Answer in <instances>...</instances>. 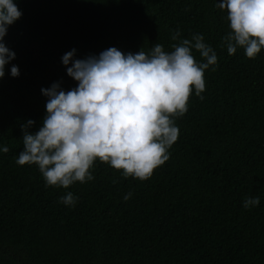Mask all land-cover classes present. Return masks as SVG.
<instances>
[{"label":"trees","instance_id":"obj_1","mask_svg":"<svg viewBox=\"0 0 264 264\" xmlns=\"http://www.w3.org/2000/svg\"><path fill=\"white\" fill-rule=\"evenodd\" d=\"M0 264H264V0H0Z\"/></svg>","mask_w":264,"mask_h":264}]
</instances>
